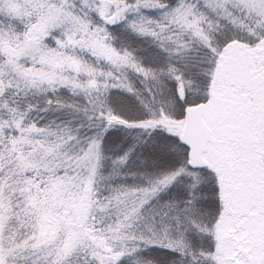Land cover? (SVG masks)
I'll list each match as a JSON object with an SVG mask.
<instances>
[{"label": "snow or ice", "instance_id": "snow-or-ice-1", "mask_svg": "<svg viewBox=\"0 0 264 264\" xmlns=\"http://www.w3.org/2000/svg\"><path fill=\"white\" fill-rule=\"evenodd\" d=\"M0 264H264V0H0Z\"/></svg>", "mask_w": 264, "mask_h": 264}]
</instances>
